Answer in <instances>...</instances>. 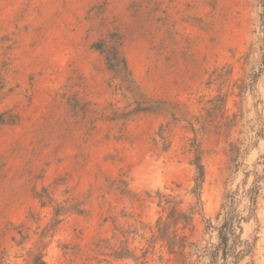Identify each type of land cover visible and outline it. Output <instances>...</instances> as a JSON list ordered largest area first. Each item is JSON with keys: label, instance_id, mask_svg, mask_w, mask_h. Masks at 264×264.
Masks as SVG:
<instances>
[{"label": "rangeland", "instance_id": "1", "mask_svg": "<svg viewBox=\"0 0 264 264\" xmlns=\"http://www.w3.org/2000/svg\"><path fill=\"white\" fill-rule=\"evenodd\" d=\"M225 213L264 264V0H0V264H208Z\"/></svg>", "mask_w": 264, "mask_h": 264}, {"label": "trees", "instance_id": "2", "mask_svg": "<svg viewBox=\"0 0 264 264\" xmlns=\"http://www.w3.org/2000/svg\"><path fill=\"white\" fill-rule=\"evenodd\" d=\"M196 177L195 186L192 189V193L197 195L200 189V185L203 180V168L199 163H196ZM169 207V213L165 221L161 218L157 221V236L155 240H161L164 242V246L168 248L170 252H176V250L183 251L186 247H194L196 245L188 241V237L185 235H180L177 232L178 225H181V229H185L190 225L192 220V211L189 213L181 212L177 208V203L173 201H166ZM175 228L170 231V228ZM218 239L219 242L211 250L205 252L208 253L210 261L208 264H238L244 254L245 249H238L239 244H241L240 238L235 234L234 224L231 222V218L225 213V217L222 220V224L218 228ZM46 244L38 245L34 248L28 250V260L26 264H46L44 260V250Z\"/></svg>", "mask_w": 264, "mask_h": 264}]
</instances>
